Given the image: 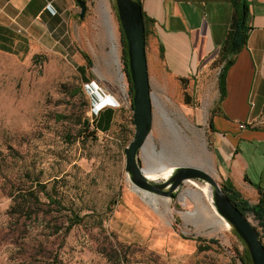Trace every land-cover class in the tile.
Returning <instances> with one entry per match:
<instances>
[{
	"label": "rangeland",
	"instance_id": "1",
	"mask_svg": "<svg viewBox=\"0 0 264 264\" xmlns=\"http://www.w3.org/2000/svg\"><path fill=\"white\" fill-rule=\"evenodd\" d=\"M84 1V17L76 4L78 13L45 52H0V264H242L243 246L231 228L201 205L206 183H185L175 200L147 201L131 189L123 150L135 127L114 1ZM147 65L152 124L140 167H165L157 182L173 166L213 175L205 129L215 71L198 80L171 78L150 49ZM104 109L112 111L110 124L100 118ZM36 183L54 202L40 194V206L11 213L10 194ZM73 215L83 219L65 231ZM247 218L264 245L258 222Z\"/></svg>",
	"mask_w": 264,
	"mask_h": 264
},
{
	"label": "crops",
	"instance_id": "2",
	"mask_svg": "<svg viewBox=\"0 0 264 264\" xmlns=\"http://www.w3.org/2000/svg\"><path fill=\"white\" fill-rule=\"evenodd\" d=\"M242 1L246 39L224 70L221 96L223 65L219 71L211 67L237 19L239 0H140L146 60L150 49L152 61L171 78L198 80L215 71L206 95L205 129L212 177L254 205L264 193V128L257 124L241 129L239 124L264 116V0ZM77 13L75 0H0V52L30 58L45 52L48 41Z\"/></svg>",
	"mask_w": 264,
	"mask_h": 264
},
{
	"label": "water",
	"instance_id": "3",
	"mask_svg": "<svg viewBox=\"0 0 264 264\" xmlns=\"http://www.w3.org/2000/svg\"><path fill=\"white\" fill-rule=\"evenodd\" d=\"M120 30L126 45L127 68L132 90V121L135 127L132 140L124 148L125 172L131 189L144 200L162 196L172 200L179 198V190L185 183H207L212 191V205L217 215L244 244L250 264H264V245L256 228L226 197L212 175L200 167L174 166L171 175L162 182L151 180L146 175L154 170L139 165L138 154L144 148L152 124V95L146 60V40L142 6L138 0H113ZM80 8L79 19L84 17L86 4L75 0ZM155 171L153 173H159ZM150 171V172H148Z\"/></svg>",
	"mask_w": 264,
	"mask_h": 264
},
{
	"label": "trees",
	"instance_id": "4",
	"mask_svg": "<svg viewBox=\"0 0 264 264\" xmlns=\"http://www.w3.org/2000/svg\"><path fill=\"white\" fill-rule=\"evenodd\" d=\"M138 2L141 5L140 0H138ZM239 2H240V9H238L237 19L231 25L230 30L228 31L227 37L221 47L220 55L222 58L223 66L220 69V73L218 77L219 91H220L221 96H223V93H224V82H223L224 70L232 62L233 56L242 48V46L245 43V39H246L247 28L245 27V22H246L247 10H246V6L243 4V1L239 0ZM142 15H143V12H142ZM143 21H144V30H145L146 18L144 15H143ZM121 36H122V44H123L122 62L124 65V72L126 73L127 79L129 81L128 68H127L126 45H125V41H124L122 33H121ZM82 57L86 63V67H91L92 62L90 58L88 57V55L82 52ZM80 70L82 69L80 68ZM130 91L132 95L131 84H130ZM131 110H132V101H131ZM101 117H103L106 120V124H110L112 120V111L109 109L105 110L103 113H100V118ZM35 185L37 186L36 189H33V190L27 189L24 192H21L20 190H18L10 194V198L12 200V206L10 208L11 213L23 215L29 212L33 207L40 206L42 204L40 197H39L40 194H42L48 200L49 203L54 202L50 194L46 191L45 185L38 184V183H36ZM221 189L226 195V197L230 200V202L243 215H245L246 217L248 214L253 216V218L258 222V225L260 226L264 234V193H260V198L256 204L250 205L246 200H244L240 196V194L231 185L222 184ZM82 219L83 217H79V215H73L70 219L71 221L69 225H67V227L65 228V231H69L73 226L79 224L82 221ZM237 239L239 240L238 237ZM239 242L243 246V254L241 255L239 259L242 264H250V258L248 256L247 250L244 244L240 240ZM202 250H205V249H202Z\"/></svg>",
	"mask_w": 264,
	"mask_h": 264
},
{
	"label": "bare ground",
	"instance_id": "5",
	"mask_svg": "<svg viewBox=\"0 0 264 264\" xmlns=\"http://www.w3.org/2000/svg\"><path fill=\"white\" fill-rule=\"evenodd\" d=\"M112 50L115 51V46H114L113 43H112ZM161 116H164V115H161ZM164 119L166 120V122L169 125H172V122L170 121V119H167L166 116H164ZM144 148H145V146H144ZM144 148H143V150H144ZM164 168L165 167H162V170L161 171H163ZM172 169L165 170V172L162 174V178L164 180L167 179L171 175ZM148 172H150V171H148ZM153 172H155V170ZM153 172L152 173H147L146 176L149 179H151V180H157L158 175H157V173H153ZM199 193H200V198H201V205H203V208L205 209V211H208V209H209L210 212H212L213 217H215L214 216V213H216V212L214 211V208H213V205H212V191H211L210 186L206 183V185H204L203 189L202 190H199ZM183 198L185 199V197H183ZM183 198H182V200H183ZM152 199L155 200L156 198H152ZM216 222H217V224L219 226H225L227 228L229 227L228 224H227V222L223 218H221V217H220V219L216 218Z\"/></svg>",
	"mask_w": 264,
	"mask_h": 264
},
{
	"label": "built area",
	"instance_id": "6",
	"mask_svg": "<svg viewBox=\"0 0 264 264\" xmlns=\"http://www.w3.org/2000/svg\"><path fill=\"white\" fill-rule=\"evenodd\" d=\"M257 124L264 128V116L261 117L260 119H258L256 122L247 121V122H244V123H240L239 124V128L243 129V128H246V127L255 126Z\"/></svg>",
	"mask_w": 264,
	"mask_h": 264
}]
</instances>
